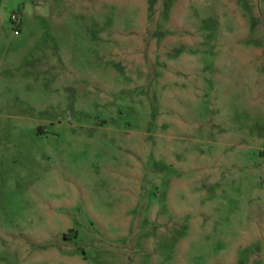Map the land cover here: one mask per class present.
<instances>
[{
  "label": "rangeland",
  "instance_id": "rangeland-1",
  "mask_svg": "<svg viewBox=\"0 0 264 264\" xmlns=\"http://www.w3.org/2000/svg\"><path fill=\"white\" fill-rule=\"evenodd\" d=\"M0 264H264V0H0Z\"/></svg>",
  "mask_w": 264,
  "mask_h": 264
},
{
  "label": "built area",
  "instance_id": "built-area-1",
  "mask_svg": "<svg viewBox=\"0 0 264 264\" xmlns=\"http://www.w3.org/2000/svg\"><path fill=\"white\" fill-rule=\"evenodd\" d=\"M13 19H14V21H16V20H17V18H16L15 16L13 17ZM16 34H18V32H17V31H16Z\"/></svg>",
  "mask_w": 264,
  "mask_h": 264
}]
</instances>
